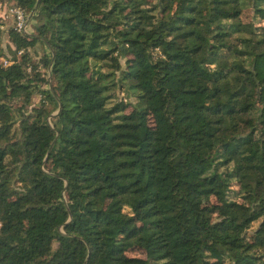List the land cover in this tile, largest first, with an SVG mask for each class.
<instances>
[{"label": "trees", "instance_id": "16d2710c", "mask_svg": "<svg viewBox=\"0 0 264 264\" xmlns=\"http://www.w3.org/2000/svg\"><path fill=\"white\" fill-rule=\"evenodd\" d=\"M7 1L0 264H264V0Z\"/></svg>", "mask_w": 264, "mask_h": 264}, {"label": "rangeland", "instance_id": "374dc122", "mask_svg": "<svg viewBox=\"0 0 264 264\" xmlns=\"http://www.w3.org/2000/svg\"><path fill=\"white\" fill-rule=\"evenodd\" d=\"M12 1H7V0H0V48L5 51V57H8L10 58L11 57V54L12 52L10 50H8V47H14L12 46V44L10 43V39H9V35H8V29L10 27H12L13 25V20H12V17L10 15H7L5 13V8L6 6L10 5ZM26 11L28 12V15L30 13L31 10H27ZM30 25H31V22H30ZM32 33V28H31V32ZM29 33V34H30ZM23 49H20L18 50L17 52V55H19L21 53ZM42 45L41 43L37 42L34 46L32 47H29L27 48L26 52L30 55V57L32 58L33 61H38V65L36 67V70L39 71L41 73V76H44V77H47L48 79H50V71H49V64H45L42 62V59L40 58V56L42 55ZM154 52L155 53H158V50L155 48L154 49ZM1 56V55H0ZM10 56V57H9ZM3 57V58H5ZM2 59V56L0 57ZM7 58V63L10 62V60H8ZM40 58V59H39ZM6 59V58H5ZM6 63V64H7ZM30 75H33L32 72ZM52 83V82H51ZM49 83L46 81V80H39V82H37V86L34 85L32 87V94H31V102L30 104L28 105V108L33 106V104L35 103H38L40 97L42 96V92H41V89H45L47 87H49ZM116 87V86H114ZM113 87V88H114ZM121 90H124L125 91V95H126V86H124V89H117L116 87V96L115 98H121V95L123 96V92L124 91H121ZM132 98H129L128 96H126V99H123L122 97V101H121V108L123 111L125 112H128L131 110V105H130V102L128 103V101H132L131 100ZM112 101H115V100H112ZM48 107H50V109L52 108V105L48 103ZM57 111V107H53L50 111V114L47 115V119L50 121L51 119V116L56 113ZM61 229V228H60ZM56 244V242H54V245ZM126 253L128 255H134V256H145V252L142 248H139L137 246H134V247H131L129 249L126 250ZM259 264H262L261 262H259Z\"/></svg>", "mask_w": 264, "mask_h": 264}, {"label": "built area", "instance_id": "2783aa9c", "mask_svg": "<svg viewBox=\"0 0 264 264\" xmlns=\"http://www.w3.org/2000/svg\"><path fill=\"white\" fill-rule=\"evenodd\" d=\"M5 13L10 15L13 20V26L19 32L29 34L31 32L30 16L28 12L19 5H8L5 8ZM3 64L7 63V59L2 57ZM50 68V64H49ZM264 258V255H263ZM259 264V263H258Z\"/></svg>", "mask_w": 264, "mask_h": 264}, {"label": "water", "instance_id": "95a60500", "mask_svg": "<svg viewBox=\"0 0 264 264\" xmlns=\"http://www.w3.org/2000/svg\"><path fill=\"white\" fill-rule=\"evenodd\" d=\"M33 10H34V9H32V10L30 11L29 16H31V14L33 13ZM50 64H51V61H50ZM59 108H60V106H59Z\"/></svg>", "mask_w": 264, "mask_h": 264}]
</instances>
